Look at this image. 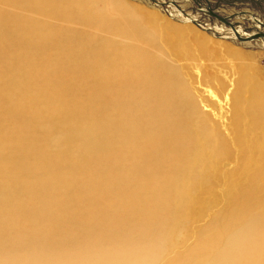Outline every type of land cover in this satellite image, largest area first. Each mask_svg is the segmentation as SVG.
I'll list each match as a JSON object with an SVG mask.
<instances>
[{
  "label": "rangeland",
  "instance_id": "374dc122",
  "mask_svg": "<svg viewBox=\"0 0 264 264\" xmlns=\"http://www.w3.org/2000/svg\"><path fill=\"white\" fill-rule=\"evenodd\" d=\"M128 1L137 5L135 0ZM145 1L138 4L147 7V11H153L149 3L154 2ZM225 1L162 0L163 9L169 12L172 19L175 18V10L181 11L185 16L193 15L191 13L194 11L199 13L195 19L196 25L209 29L208 32L213 30L224 37H230L236 32L248 34L250 39L246 37L245 43L250 44L247 48L237 46L235 39L223 38L222 41H230L229 48L233 47V50H229L227 46L228 49L224 47L226 44H218L217 40L220 38L204 33V28L199 30L203 31L202 36L207 43L198 47L192 42L191 48L184 55L175 52L174 47L171 48L166 40L163 44L158 40L155 47H150H161L160 54H163L161 59L164 64L167 63L176 71V83L187 86V91L190 90L193 94L200 112H208V123L214 125L220 140L218 154L214 153L213 157L212 153L206 154V158L212 159V163H207L203 178L197 182L195 178L200 174L196 167L190 183L192 186L189 187L187 205L175 209L170 206L174 205L172 200L169 206H164L168 200L166 197L170 198L173 192L167 191L166 197L163 196L160 188L166 191L164 181L160 180L158 188L155 189V179H158L156 170L160 163L171 166L170 173L173 172L174 175H168L169 181L174 176L177 178V174H183L179 172V161L168 162V153L163 158L157 156L153 150L159 152L165 146L171 145L169 142L165 146L162 144L167 136L166 119L170 112L178 116L176 110L182 109L183 103L172 102L170 112L165 110V106L148 111L151 101L137 97L140 100L138 105L135 100L136 93L123 86L125 78L113 79L110 70V75L103 78L105 86H96L101 93L93 96L92 82L87 77L91 73V66L80 55V48L75 46L86 44L89 37L86 28L80 23L64 24L61 27L65 31L63 35L74 34L77 37L69 44H66V39H62L61 47L58 48L60 61L56 67L50 66L41 61L43 57L35 58V54L30 53L31 49L25 46L24 41L18 39L20 33L13 30L25 25L35 29V22L44 23L47 18L44 19L37 12L31 16L23 11L21 21L11 22L12 18L6 19V9H1L7 1L0 0V133L6 134V141H1L0 153V245L3 251L0 252V264H26L22 258L32 253L29 250L33 249L43 255L52 249L60 250V244L71 249L74 264H97V258L107 255L114 247L115 232L121 233L136 226L140 221L141 210L161 211L162 215V209L163 221L168 226L170 236L163 246L157 264H213L215 260L212 259V251L209 249L211 238L220 230L226 235L236 215L239 219L242 217L239 226L246 225L248 220L243 215L251 218L258 203L261 205L258 214L264 211V194L262 196L259 181V178L264 179V175H259L256 179V175L250 174L251 172L248 174L245 155L236 139L237 133L241 134L242 125L246 122H250L249 127L260 122L264 130V0ZM173 8L176 9L173 11ZM167 13V17L171 18ZM202 19L204 24H201ZM197 26L191 27V30ZM81 34L86 36L80 40ZM109 34L106 32L102 39L94 36L96 40L103 41L107 40ZM100 41L96 42L102 43ZM114 41L118 40H109L106 43ZM58 42L60 43L59 39ZM252 45L256 48L249 47ZM66 46L75 48L63 49ZM19 47L23 52L25 50L24 58L15 52ZM22 60H26V64ZM244 62L263 91L259 97L261 100H258L262 111L252 121L244 118L242 114L245 102L236 105V118L234 105L232 110L229 105L231 93L236 86L239 88L238 69ZM112 63V68L119 72L129 67L116 59ZM13 64L18 68L6 71ZM19 71L35 79L27 80L19 76ZM170 78L171 75L168 74V79ZM34 83L43 86V95L49 96L46 102H32L29 88ZM78 85L83 89H79ZM246 95L243 91L238 93L240 97ZM252 109L256 110L250 108ZM184 119L185 126H189L190 121L185 117ZM123 120L128 122V128L120 126ZM120 127L128 130L129 138L120 141L123 146L116 148L108 139ZM85 128L88 132L80 134ZM246 133L247 138L253 139L250 131ZM190 136L191 133L184 134L180 137L181 141L191 143ZM143 142L147 145L143 146ZM78 144L90 146V154L93 156L88 154L85 158L78 159ZM91 146L95 149L91 150ZM130 147H136L138 154L140 151L145 152V160L156 157L150 166L151 161L145 164L140 161L136 168V171L139 169L152 181L150 186L153 190L148 191L152 198L149 200L146 191L139 196H133L134 193L128 190L130 185L127 182L128 179L131 180V176L124 173L133 161L123 162L127 159L125 156ZM181 162L184 167L187 166L186 161ZM52 164L55 166L52 167ZM110 166L113 170H110ZM66 176L74 189L62 192V182L59 179L66 180ZM178 180L181 181V177ZM122 198L128 204H122ZM242 202L244 205L241 206ZM131 203L139 206L141 210L134 212L135 208ZM240 211L243 212L241 217ZM143 217L146 221L140 225V233L150 227L147 221L157 223L160 220L155 214ZM63 220L67 221L66 226ZM66 231L68 236L64 242L62 239L66 236ZM16 234L22 239V245L10 244L11 237ZM141 234L144 236V233ZM96 242H100V245L97 246ZM41 262H44V258ZM58 263L62 264V260ZM240 264L252 262L243 259Z\"/></svg>",
  "mask_w": 264,
  "mask_h": 264
},
{
  "label": "bare ground",
  "instance_id": "6f19581e",
  "mask_svg": "<svg viewBox=\"0 0 264 264\" xmlns=\"http://www.w3.org/2000/svg\"><path fill=\"white\" fill-rule=\"evenodd\" d=\"M6 1V4L3 5L1 9H6V19L12 18L11 22L21 21L20 19L22 18L23 11L31 16L37 12L42 14L44 19L47 18V22H35V29L31 28L29 25H25L13 30L20 33V38L18 39L22 42L24 41L23 43H25V46L31 49L30 53L35 54V58L41 59V57H43L41 61L46 62L50 66L56 67V64L60 61L58 56L61 54L59 53L58 48L61 47L60 44L62 43V39H66V44H69L77 37L74 34L67 36L63 35L65 34V31L61 29V27H63L64 24L72 25V23H80L86 28L85 30L89 32L86 44L80 46L76 44L75 46L80 48V55L91 66V73L88 74L89 76L87 77H89L92 82L91 84L94 90L91 94L93 96H98V94L101 93L96 86H105L103 78H107L111 74L113 79L125 78L123 86L136 93L135 100L138 102V105L140 100H138L137 97L148 98L149 101H151L148 111L152 112L156 107L165 106V110L170 112L172 102L181 101L183 103L182 109L176 110V112H178V116L177 114L174 115L170 112V115L166 119L165 126L168 127V129L167 131L165 130V132L167 136L164 137L162 144L165 146L167 142H169L171 145L165 146L162 150H159V152H156L155 150H153V152H155L157 156H161L163 158H165L168 153V162L178 160V168L180 169L179 172L183 173L180 175L177 174V178L174 176L173 179L169 181L168 175H174L173 172L170 173L171 166L168 165V163L159 164V168L156 170L158 172V179H155V189L158 188L159 181L163 180L166 191H164L163 188H160L161 193H164L162 195L165 196V192L167 191L171 193L173 192V195H170V198L169 196H165L168 200H166V204L164 206H169L168 204L171 202L170 200L174 203V205L170 206L175 209H181L184 204L187 205L190 195L189 187L192 186L190 183L192 181L191 179L193 173L196 172V167H198L200 176L195 178V182L203 178V175L207 170L206 168L208 167L207 163H212V159L208 160L206 158V154L212 153V157L214 153L218 154L217 148H219L220 140L214 125L208 123V112H200L199 106H197L195 100L193 99V94L190 93V90L189 92L187 91V86L176 83L178 79L176 71L173 70V67H169L167 63L164 64V61L161 59L163 54H160L161 47L159 46L154 49H150V47H155L156 44L159 43L158 40L161 44H163L164 40H166L171 48L174 47L175 52L184 55V53L191 48L190 44L192 42L196 43L198 47L207 43L204 42V36H202L205 32L218 37V39L220 38L219 40H215L218 41V44L220 42L226 44L224 47L227 46L228 48L231 43L230 41H222L223 38L228 40L235 39L237 46L239 45L247 48V45L250 43L248 42L246 45L245 40L246 37L247 39H250V36L243 32H236L231 34L230 37H224L222 34H218L213 30L208 32L209 29L196 25L195 19L199 13L194 11L191 13L193 15L185 16V14L181 13V11L173 8V11L175 10L176 14L174 13L175 16L172 14L175 17L172 19L169 12L167 13L166 10L163 9L164 4L162 0H152L154 3H149L154 9H152L153 11H147V7L138 4L144 0H135L137 5H134L135 2H130L128 0ZM231 1L233 0H226L225 2L229 3ZM131 3L134 6L131 5ZM164 3L166 2L164 1ZM166 13L171 18L167 17ZM177 20L184 23L181 24L180 22H177ZM203 21L204 19L201 20V24H204ZM195 26H197L198 29L195 28L194 30H191V27L194 28ZM199 28L207 31L204 30L203 33V31H200ZM106 32L110 33L107 40L100 41V39H95L94 35L100 36L101 39L104 38ZM84 36H86V34L79 36V39L81 40ZM58 39L60 40V43L58 42ZM115 39L118 41H114V43H106L109 40ZM56 41L57 44H55ZM96 41H100L102 43H97ZM249 47L256 48L253 45ZM66 48L72 49L75 47L66 46L63 49ZM229 50H233V47L232 49L229 48ZM15 52L19 57H23L25 50L23 52L22 48L19 47V49H16ZM26 53L29 54L28 52ZM241 57L243 58V56ZM114 59L128 64L129 67L124 69L123 72L113 69L112 66L114 63L112 62ZM26 60H22V62L26 64ZM13 68H18V66L13 64L12 66L7 67L6 71H12ZM25 69L27 71V67ZM109 70L112 73L108 74ZM238 70L240 75V78L238 79L239 88L236 86L230 95V109L232 110V106L234 105V118H236V105L238 103L245 102L243 104L244 108L241 110L242 114L244 115V118L247 117L248 120L252 121L257 119V114L262 111V109L260 111V102L258 100H261L259 97L263 91L258 80L252 77L253 72L249 70V66L245 62L240 65ZM168 74L171 75L170 79H168ZM19 76L25 77L27 80L35 79L27 74H22L21 71H19ZM135 85H138L139 87L137 88ZM78 88L83 89L80 85H78ZM42 89L43 86L39 83H34L29 88V94L32 98V102L41 104L46 102V99H49V96L43 95ZM239 91H243L247 95L245 97H240L238 96ZM250 108H255L256 110H250ZM184 117L190 121L189 126H185ZM259 118H261V115ZM48 120L51 119L48 118ZM249 123L250 122H246L245 125H242L243 130L241 134L239 132L237 133L236 139L239 142L241 152L245 155L247 161V163H245L246 167L248 166L246 171L248 174L251 172L250 174H254V176L256 175L254 178L257 179L262 174L264 175V130L260 122H257L255 125L250 127ZM120 126L128 128V122L123 120L120 122ZM124 127H120L119 131L108 139V141L115 144L116 148L123 146L120 141H126V138H129V132L128 130H125ZM83 131L84 132L80 134L88 132L86 128L83 129ZM247 131L252 133L253 139L247 138ZM187 133L192 134V136H190L191 143H183L181 141L180 137ZM1 141H6L5 133H0V153L2 152ZM142 145L146 146L147 144L143 142ZM179 145L185 146V148H182L181 146L179 147ZM89 147L90 146H87L86 144H78L76 147L77 158H85L88 154L90 156ZM151 147L154 148L153 145ZM92 149H95V147L91 146V150ZM116 154L121 155L120 153ZM91 156H93V154ZM144 156L145 152L140 151L138 154L136 153V147H130L127 155L125 156L127 159L123 162V164L128 161L133 162L130 164L128 171L124 174L131 176V180L129 181L128 179L127 185H130V189L128 190L134 193L133 196H139L141 193H145L146 191L148 195L147 198L149 197L146 199L149 200L152 198L150 197V193H148V191L151 192L153 190L150 186V182L152 181L149 180L148 175H143L139 169L136 171V168L140 161H144V164L147 161H151L149 163L150 166L152 161L156 160V157H150L145 160ZM63 157H65V155H63ZM178 157L179 159H177ZM181 160L186 161V167L183 166ZM53 164L52 167L55 166ZM79 167L80 166H78V168ZM50 169L51 168L47 167V170ZM255 169L256 171L254 172L253 170ZM110 170H113L111 166ZM113 172H116V170ZM179 177H181V181L178 180ZM61 179H59V182H62V188H60L62 192H68L74 189V186L72 187L71 183L67 180V176L66 180L68 182L65 179V181L63 179L62 181ZM259 181L263 196L264 179L259 178ZM254 186L257 185L255 184ZM126 202L127 201L122 198V204H128ZM258 204L251 218L243 215V218L248 220L246 225L239 226L240 222L242 223L241 214L243 213L240 211L239 216L241 219H239L238 215H236L226 235L223 230H220L211 238L212 244L209 249L212 251V259L215 260L213 264H240L243 259L250 260L252 264H264V211L258 214V209L261 206ZM242 205H244L243 202L241 206ZM132 206L135 208L134 212H138L139 209L141 210V208L135 204H132ZM4 208H6V206ZM141 212L140 221L136 226L128 231L121 233L115 232L114 247L109 250L107 255H100L97 258V264H157V259L162 252L163 246L167 243L170 236L167 231L168 226L164 224L163 221V209L162 215L161 211L149 212L141 210ZM151 214H155L160 220L157 223L154 221H147L146 223L150 225V227L141 232L144 233L143 236V234L139 232L140 225L146 221L143 215L149 216ZM63 224L66 226L67 221L63 220ZM67 236L68 232L66 231V236L62 239L64 242L67 239ZM21 242L22 239L18 234L10 239V244L13 245H22ZM96 243L97 246L100 245V242ZM201 245L205 248L204 244ZM58 247H60V250L52 249L43 255H40L31 249L29 251L32 253H30L28 257H23L22 259L26 262V264H59L58 262L61 260L62 264H74L75 260L72 257L71 249H67L66 245L63 244H60ZM136 251L141 252L138 253ZM247 251H252L253 253H247ZM0 252H3L1 251V245ZM43 258L44 262H41Z\"/></svg>",
  "mask_w": 264,
  "mask_h": 264
}]
</instances>
